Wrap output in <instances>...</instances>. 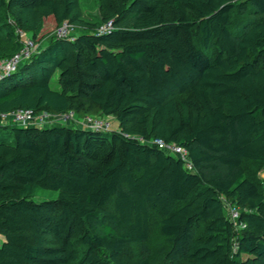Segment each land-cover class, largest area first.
Segmentation results:
<instances>
[{
	"label": "trees",
	"instance_id": "16d2710c",
	"mask_svg": "<svg viewBox=\"0 0 264 264\" xmlns=\"http://www.w3.org/2000/svg\"><path fill=\"white\" fill-rule=\"evenodd\" d=\"M98 1L88 20L81 0H0V60L14 28L38 46L0 114L117 123L0 124V264H264V0ZM47 21L79 33L43 45Z\"/></svg>",
	"mask_w": 264,
	"mask_h": 264
},
{
	"label": "built area",
	"instance_id": "2783aa9c",
	"mask_svg": "<svg viewBox=\"0 0 264 264\" xmlns=\"http://www.w3.org/2000/svg\"><path fill=\"white\" fill-rule=\"evenodd\" d=\"M74 28L68 23H63L53 33V36L56 38H69L73 40L74 37L68 36L69 30ZM112 29V23L99 26L96 31L97 35L104 34ZM21 33V32H20ZM38 50V46L31 40L27 43L24 49H21L20 52L14 54L10 59L0 60V79L17 70L19 65L26 59H28L33 53ZM6 121L7 124H14L17 126H29L34 125L38 127H44L47 125H53L56 123H74L79 126L87 129L93 130H102L109 131V125L101 118L98 117H84L81 121H77L72 112L62 115H52L48 112L42 111L40 113H34L29 109H16L7 114H0V120ZM151 145L156 146L163 152L180 158L183 162L188 163L187 152L180 146L172 143H165L160 139H155L150 142ZM229 216L231 221L235 222L239 218V210L236 207L228 208ZM242 227V225H241Z\"/></svg>",
	"mask_w": 264,
	"mask_h": 264
},
{
	"label": "rangeland",
	"instance_id": "374dc122",
	"mask_svg": "<svg viewBox=\"0 0 264 264\" xmlns=\"http://www.w3.org/2000/svg\"><path fill=\"white\" fill-rule=\"evenodd\" d=\"M81 5H82L83 12L85 14V17L89 18L88 20H91L93 17H95L97 15L98 7H99V1L98 0H81ZM9 23L14 28V25H13V23L10 20H9ZM56 29H57V27H55L54 24L51 21H47L46 22L44 31L42 33L43 34V39H45L44 42H42L43 45H46L49 42L48 38L53 35V33L55 32ZM78 33H79V29L72 28L71 30H69L68 36L74 37ZM14 34L18 38V40L21 42L22 49H24V47L27 45V43L31 41V38L28 35H24V34L20 33V31L18 29H16V28H14ZM13 56L14 55H12V56H10V57H8L6 59H10ZM56 79H57V75H55V77L53 78V83H52L53 89H58V85L55 82ZM101 119L106 121V123L109 125V132L117 130V123H116V121L113 118L106 117V118H101ZM0 124L5 125V124H7V122L4 121V120L2 121V119H1L0 120ZM256 172L257 173H256L255 177L259 181L262 189H264V167L263 166L258 167ZM56 197H57V193L56 192L47 191V190H38L37 193H36V196H35V198H33V200L35 202H39V201H43V200H53V199H56ZM239 227H241V225H239ZM152 238L153 239L151 240L150 243L154 247H158V245L162 244V242H163L161 240V238L157 235V230L156 229L153 230Z\"/></svg>",
	"mask_w": 264,
	"mask_h": 264
},
{
	"label": "crops",
	"instance_id": "0c3cea01",
	"mask_svg": "<svg viewBox=\"0 0 264 264\" xmlns=\"http://www.w3.org/2000/svg\"><path fill=\"white\" fill-rule=\"evenodd\" d=\"M45 39L42 40V42H44Z\"/></svg>",
	"mask_w": 264,
	"mask_h": 264
}]
</instances>
